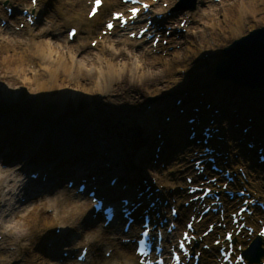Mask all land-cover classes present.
I'll return each mask as SVG.
<instances>
[{
  "label": "bare ground",
  "instance_id": "bare-ground-1",
  "mask_svg": "<svg viewBox=\"0 0 264 264\" xmlns=\"http://www.w3.org/2000/svg\"><path fill=\"white\" fill-rule=\"evenodd\" d=\"M238 1V4H232L222 16L226 31L211 32L208 26L202 24L213 37L208 41L205 39V29L200 28L188 36H185V31L182 32L173 27L168 36L164 34L167 26L172 25L177 18L184 20L192 17L180 9V5L185 0H180L178 4L169 8L170 15L163 9L157 10L156 4L149 2L152 4V11L144 16L151 15L153 19H155L154 15L161 16V19L153 22L155 23L153 29H156L153 31L154 37L158 36L159 39L167 40L169 46L179 44L180 49L185 45L184 50L166 59L169 50L159 44L153 45V39L145 38L147 34H151L152 28H149L141 39L133 42L125 39L124 29H114L110 34L101 35L99 29L102 21L109 19L111 12L119 11L120 0H103L99 12L91 20L86 18L87 12L85 16L83 12L87 6V0H38L35 7L26 0H0V17L8 21L6 24L10 23L6 27L0 26V36L8 37L7 40H0V64L5 68L4 72L11 75V79H13L12 76L20 77L8 83H14L11 87L28 88L29 98L36 108H39L43 102L56 105L57 109L53 118L60 120L58 123L61 126L53 131L66 134L62 140L48 141L45 137L31 140L32 134L28 136L27 131H33V128L24 126L20 120L13 118L14 116L11 117L10 114L0 117V162H2L0 165V219H3L5 223L14 222L16 225L9 233H0L4 237L1 244L5 256L2 259L3 264L18 257L20 259L17 264H80L70 261V256L78 247L79 250L87 249L89 254L82 264H137L138 257L134 255V246L122 244L121 240L129 238L141 222L135 221L131 225L129 234H123L120 224H123L124 220L122 215L117 213L115 225L103 228V219L100 215L97 214L95 220L90 218L92 215L90 200L84 194L75 196L76 187L66 189L65 179L83 178L88 173L90 176H95L91 185H97L104 197L131 196L132 188L139 185L141 180H147V184L151 186L149 191L158 189L152 196L160 197L168 202L166 206H159L160 216L168 218L170 206L178 209L177 218L173 220L175 230L166 237L163 244L166 245L179 238L178 233L184 231L188 218L200 210L198 202L190 203L186 208L181 206V203L188 202L189 198L197 195H188L187 187L199 186L200 182L190 184L185 182V177L193 178V181L195 179V171L190 159L195 161L207 158V156H198L203 149L201 143L187 141L189 127L193 125H188L183 119L186 116L190 118L197 115L199 120H214L215 123L211 127L218 128L219 136L229 142H231L230 138L233 142L235 140L238 142L242 136L235 131L236 129L233 131L231 128L226 135V131H223L224 127L221 126L222 122L226 124L228 120L233 128V122L243 123L246 117H250L254 123L257 122V125L258 123H261V126L264 125V87H253L244 81V83H238L216 74L191 79L197 65L201 66V71H204L202 68L205 60L213 59V50H216L219 43L225 45L241 36L242 26L248 20L256 23L264 22V16L258 17L259 15L256 14L253 0ZM6 4L15 6L10 16H7L6 11L2 9ZM21 7L22 10H27L28 16L36 17L32 25L26 20V15L19 13ZM211 13V11L198 12L196 18L212 21ZM141 20L142 18L138 19L132 26L141 29L145 26V24L139 26L142 23ZM19 23H24L22 29L16 30L15 27L10 26L17 27ZM63 25L77 29L72 43L67 40V32L64 38L60 33ZM163 25L165 30L160 29ZM41 29L45 30L41 31ZM53 30L59 32L54 33ZM113 33L115 35L112 36ZM186 38L189 39V43H186L188 42ZM88 39H90L89 43L92 41L96 43L94 49L89 50L86 47ZM48 41L51 43H47ZM108 45L119 50V54L112 52ZM191 46L193 51L196 50L198 55H201L198 57L200 62L197 65H194L196 56L192 54L188 57V48ZM198 78L199 82H197ZM158 79H166L168 83L165 87L151 89V83L158 82ZM185 79L190 81L183 85L181 82ZM122 83L129 84L132 89L141 90V93L145 95L161 97V100L153 105L146 100L137 101L133 107L128 108L129 111H126L130 117L134 119L144 117L146 121L141 120V123L137 121L138 126L130 121L126 123L128 127H117L126 134L124 139H120L119 136L114 139L113 131L111 138L104 132L108 136L103 135V137L106 136L108 140L98 141V147L95 144L92 146L93 142L66 141L67 138L72 137L69 134H78L74 129L77 127L73 124L69 123L64 127V121L61 122L70 115H76L89 125L92 120L99 126L108 125L106 130L111 131L110 124L115 121L109 118L112 115L109 107L102 108V111L98 106L106 103L107 97L109 98L110 94L118 90ZM178 84L180 86L176 87ZM173 94H176V99L180 101L178 106L175 105L176 99L171 98ZM191 106L197 108L198 113L190 112ZM179 109L183 110L181 114L178 112ZM110 110L114 109L110 106ZM215 111L218 113H214ZM166 118L168 121L163 122ZM29 119L32 121L34 118ZM206 126L209 127V125ZM98 131L95 133L97 136L103 130L98 128ZM233 132H236V139L232 137ZM158 134L161 135L160 140L164 141V144L158 153L159 159L155 160V151L151 152L149 147L156 141L153 149L156 148L159 140H154L152 143L148 141ZM263 134L262 131L261 135ZM84 135L89 138L94 137V134ZM80 137L85 138L83 135ZM196 139H200V136L197 135ZM98 142L96 140V144ZM231 145L233 150L228 152L230 146H225L222 140L209 142L210 147L222 153L218 161L221 165L226 161L223 165L225 169L235 172L237 168H241L244 173V178L241 174H236L238 180L229 184L227 189L239 191L245 188L250 194V199L256 198L262 201L264 196L262 197L260 193L264 189V165H257L256 154L247 149L241 151L248 154L245 158L249 163L242 164L235 161L232 153L236 151L239 144ZM160 153H162L161 156ZM37 156L43 159L49 158L51 161L37 163ZM161 163L164 164L163 168H160ZM200 165L204 167L203 175L207 178L214 177L221 181L220 184L225 183L224 178L210 173L208 164ZM29 169L39 172L45 182L20 179L19 175ZM109 174L119 177L120 185H126V189L121 190L116 186L107 190L102 189L103 180ZM152 181L155 182L153 186ZM216 183L219 182L216 181ZM36 184L39 186L37 187ZM208 187L217 190L216 186ZM218 192L222 196V190ZM20 197L25 200L24 203L17 200ZM222 197L219 201H223ZM142 199L144 200L145 196L139 198L137 202H142ZM245 199L235 198L231 201H223L224 220L220 227L215 226L205 237L200 234L206 230L203 225L207 222L209 214L202 217L198 223H194L195 240L200 241L195 250L201 251L200 247L204 244L209 247L208 251H201L199 264H213L220 258L217 250L221 246L225 247L226 243L220 238L219 245L214 248L212 235L215 231L217 234L221 233L222 229L226 231L234 229L224 215L228 209ZM115 200L118 203V199L114 198ZM107 201L110 200L107 199ZM210 201L212 200L205 199L203 204H209ZM157 205L155 204V207H158ZM20 209L23 211H19ZM254 212L259 219L262 217L261 222L264 224V215L261 211L254 208ZM211 218L208 224L215 220L213 216ZM252 219L253 215L245 217L244 222L245 227L252 228L254 232L248 235L246 230L242 229L239 235L234 236V250L237 246H241L240 251H242L255 239L258 227L253 224ZM33 221L35 225L31 224ZM223 225L224 228H222ZM33 228L35 233L32 235ZM55 229L59 230L58 234L54 232ZM191 247L194 248V243H191ZM57 249H60L62 253L67 252L68 257L63 258L55 254ZM106 253H109L108 257L103 256ZM260 262H264V256Z\"/></svg>",
  "mask_w": 264,
  "mask_h": 264
},
{
  "label": "rangeland",
  "instance_id": "rangeland-1",
  "mask_svg": "<svg viewBox=\"0 0 264 264\" xmlns=\"http://www.w3.org/2000/svg\"><path fill=\"white\" fill-rule=\"evenodd\" d=\"M26 1L28 3L30 0H26ZM150 1H152V0H150ZM179 1L180 0H159L155 4H156V7H157V10L158 9H163V10L167 11L168 15H170L169 11L171 9L170 10H168V9L172 8L174 5L178 4ZM238 2H239L238 0H220L219 2H215L214 0H185V2L180 5L181 6L180 9L184 13H187V14H189V16H192V17H187L184 20H182V18H177V20L172 22V25L167 26V30H165V31L170 33V31L172 30L171 28L173 27V28H177V30H181L183 32L185 31L184 32V33H186L185 36H188V35H191V32H195L199 28L200 29H205V32H206L205 39H207V41H208L209 39H213V37L211 35H209L208 29L211 32L216 31V33H218L220 30L226 31L222 16L225 14L226 10L230 6H232V4H234V3L238 4ZM252 3H253V6L255 7L256 11H257L256 14L259 15L258 17L264 16V0H253ZM2 9L4 11L6 9H12L14 11L15 10V6L6 4L5 6H3ZM87 9L88 8L86 6V8L83 11L84 12V16H85V14L87 12ZM20 11H23L22 7L19 8V13H21ZM207 11H211L212 12L211 13V14H213V16L211 17L212 21H210L209 19H207L208 21H205L206 19L201 20L200 17H199V19L196 18V14H198V12H207ZM105 20H107V19H105ZM105 20L102 21L100 29H99V31L101 32V35H102V31H104L103 23L105 22ZM144 20L145 19L142 20V24L139 25V26H143L145 24ZM2 21L6 22V21L2 20L1 17H0V25H1ZM181 22H184L183 26H182ZM61 23L62 22H60V24ZM9 24L7 23L4 27L8 26ZM202 24L206 25V27L208 26L209 28L208 29L207 28H203ZM23 25H24V23H19V26H17V27L15 25H10V26L11 27H15L18 30V29H22ZM161 27L165 28V25H163ZM68 28H72V27L64 26V25H63V27H61L60 33H61L63 38L65 37L66 31H67ZM137 28H139V27H137ZM259 28H264V22H262V23L257 22L256 23L255 21L248 20L247 23H245L242 26L241 36L240 37H238L237 39L231 40V42H228L225 45H223L222 43L218 44V47L216 48V50H213L214 51L213 52V59L209 60L207 58L208 60H205L206 62L204 63V67L202 68L204 71H201V66L197 65L200 62L198 57H200L201 55H198L199 54L198 51H196V50H195L196 52L193 51L192 50L193 49L192 46L190 48H188V52H187L188 53V57L191 56L192 54H193V56H196V61H195L196 64H194V65L198 66V67L196 66V70H194V72H193V74L191 76V79H193V77L195 78V77H204L205 75H209V76L213 75L215 66L222 59L223 51L228 46H230L234 41L238 40L241 37L246 36L251 31H253L255 29H259ZM135 30H137V29H135ZM135 30L133 31V33H136ZM53 32L57 33L59 31L53 30ZM114 33L112 34V36L115 35ZM128 34H129L128 32H125V33L123 32V36L125 37V39H127V40H129L131 42L136 40L135 36L133 38L127 37ZM102 36H104V35H102ZM210 37H212V38H210ZM89 41H90V39H88L86 41V47L89 50L94 49L95 46L94 47L91 46L92 45L91 43L94 42V41H92L90 43H89ZM186 41H188L186 43H189V39L188 38H186ZM163 42H165V43H163ZM70 43H72V42H70ZM157 44L161 45L162 47H166L169 50L168 53L166 54V59L172 58L174 53L180 52V51L185 49V45H183L184 47H181V49H180V45L178 43H177L178 45L173 44L172 46H169L168 41L167 40H162V39H159ZM192 52H195V53H192ZM164 55H165V53L163 52L162 53V57L163 58H164ZM4 71H5V68L0 64V117H3L5 115L9 116V114H10L11 117L14 116L13 118L20 120L24 124V126H28V127L30 126L31 128H33V131H27L28 136H30L32 134L31 135V140H33V139L35 140V139L40 138V137H45L48 141L50 139L62 140V138L66 137V134H64V132L59 134L58 132L56 133V132L53 131V129L54 130L55 129H59V127L61 126L58 123L60 120L57 121V120H55L53 118V114L56 112V109H57L56 105L48 104L46 102H43L42 105L39 108H36V105L34 103H32L30 98H29V90H28V88H26V87L16 88V86H12L11 87V85H13L14 83H10V84L8 83V81H15L16 79H20V77L12 76L13 79H11V77H10L11 75H9L8 73H5ZM210 78H212V77H210ZM188 80L190 81V79H187V80L185 79L181 83L183 85H186L188 83ZM198 80H199V78H198ZM166 83H168V81H166V79H158V82L151 83L152 84L151 85V87H152L151 89H153V88L156 89V88H159L160 86L161 87H165ZM149 85L150 84H148V86ZM179 86L180 85L178 84L176 87H179ZM141 92H142L141 90L132 89L131 86L129 84H127V83H122L120 85V88H118V90H116L113 94H110L109 98L107 97L108 100L106 101V103H104L102 106L101 105L98 106V108L101 109L102 111H103L102 108L109 107V111L112 113V115L109 118H112V120L115 121V122H112V124H110V128H112L111 131L108 130V129L106 130V128L109 127L108 125L107 126L106 125L105 126L104 125H100L99 126L98 123H96L93 120H92V122L89 125V123L86 124L84 121H82V119H80L76 115H74V116L70 115L68 118H64L63 120H61V122L64 121L63 122L64 127L68 126L69 123H71L75 127H77V129H76L73 126V128L78 133L77 135L69 134V135H72L71 139L67 138V140L66 139L65 140L66 141H69V140H71V141L72 140H81V141H85V142L86 141L87 142H93L92 146L95 144V146L98 147L99 146V142L98 141H101L102 139L105 140V141L108 140V138H106V136H108V135L105 134L104 132L108 133L110 135V138H111L112 131H113L112 134H113V138L114 139H117L118 136H119L120 139H124L125 138L124 135H126V134H124L122 129L119 130V128H117V127H122L121 126L122 123L125 126V124L127 122H130V121L132 123H134V121H139V122L141 120L146 121L144 117L143 118L141 117L142 119H140V118L134 119V118L130 117V115L126 113V111H129L128 108L129 107H133V105H135L137 101L146 100L148 103H151V105H153L154 103H156V102L161 100V97L159 95L151 96V95H145V94H143ZM174 97H177V95L173 94V96L171 98L175 99ZM97 99L101 100L100 97H97ZM147 102H143V103L148 104ZM110 106L114 110H110ZM74 114H76V113H74ZM31 117L34 118L35 120L32 119V121H31V119H29ZM9 119H11V118H9ZM117 124H119V125H117ZM50 126H52V127H50ZM126 126L128 127L129 125H126ZM221 126L224 127L223 131H226V135L228 134L227 131H229L230 128L232 130V127H231V125H230L228 120H227L226 124H223V122H222ZM98 128L103 130L102 133H101L102 136H100L101 135L100 133H99L100 135H98V136H97V134H95V133L99 132ZM83 130H87V131L85 132ZM240 130L241 129H239L238 131L237 130H235V131L237 133H239ZM261 131L264 132V125L261 126V123H258V125L256 127V132H261ZM236 132H233L234 136H232L235 139H236V137H235L236 136L235 135ZM84 134H86L87 136H91V135L94 134V137H92V138L85 137ZM81 135H83L85 138H81L80 137ZM103 135H106V136L103 137ZM229 136H231V135H229ZM227 138H229V137L227 136ZM263 139H264V137H263ZM27 140L28 139H26V141ZM96 140L98 142L97 144H96ZM230 140H231V142L226 141V139L223 140L225 146H230L228 152L233 150V149H231L232 148L231 144H234V145L239 144L236 140L233 142L232 138H230ZM100 144L102 145L103 143H100ZM60 146H62V145L60 144ZM60 146H59V148H60ZM241 150L242 149L239 146V147H237L235 152L232 151L233 152L232 154H234L233 156L235 158V161L241 162L242 164H245L248 161H246L247 159L245 158V156H244V154L242 153ZM45 160H46V162L51 161L49 158L43 159L41 157H38L36 159V162L37 163H41L40 161H42L44 163ZM0 165H2V162H0ZM163 165L164 164L161 163L160 164V168L163 167ZM3 166H5V165H3ZM30 170H33V169H29V170L25 171V173H23V174L21 173L19 175L20 179H22V180H24L26 178L28 179V176H29L28 174L30 172H32L30 174H33V172H35V171H30ZM239 170L241 171L242 169L241 168H237L235 170V172L239 173ZM36 182H38V180ZM104 185H106V182L104 183ZM36 186L38 187L39 185L36 184ZM20 198H18L17 200H19ZM181 204H183V203H181ZM19 211H23V210L20 209ZM261 220H262V217H261ZM183 222H185V220ZM33 223H34V221L31 224L35 225ZM203 226L205 228L206 227V223ZM26 229L28 230L29 227L27 226ZM32 230H33L32 231V235H33L35 233V230H34V228ZM216 232L217 231H215L214 234L212 235V239L211 240H213V237L218 235ZM223 232L224 231L222 230L220 235H222ZM178 235H179V233H178ZM3 241H4V237H2L0 235V264H3L2 263V259L5 258L4 251L2 250V247H1V244H3ZM26 243L27 242H25V244ZM76 249L78 250L79 247L76 248ZM59 250L60 249H57L55 254H57L58 256H61L62 252L60 253ZM214 253H215V251H214ZM75 254H77V252H74L73 255L71 256L72 261H75V258H74ZM101 255H102V253H101ZM105 255L106 254H103V256H105ZM19 259H20V257H18L16 259H13V260H10V261H8L5 264H17V261Z\"/></svg>",
  "mask_w": 264,
  "mask_h": 264
},
{
  "label": "water",
  "instance_id": "water-1",
  "mask_svg": "<svg viewBox=\"0 0 264 264\" xmlns=\"http://www.w3.org/2000/svg\"><path fill=\"white\" fill-rule=\"evenodd\" d=\"M214 74L253 87H264V28L253 30L228 46ZM243 258L247 259L245 253Z\"/></svg>",
  "mask_w": 264,
  "mask_h": 264
},
{
  "label": "snow or ice",
  "instance_id": "snow-or-ice-1",
  "mask_svg": "<svg viewBox=\"0 0 264 264\" xmlns=\"http://www.w3.org/2000/svg\"><path fill=\"white\" fill-rule=\"evenodd\" d=\"M125 2H129V0H125ZM139 2H140V0H130V3L133 4V5L139 4ZM37 3H38V0H32V4L33 5H35ZM93 4H94V6H93L90 14L94 16V15H96L98 9L101 7L102 0H93ZM142 8L145 9V10H147V9L150 8V5L148 3H144L142 5ZM140 11H141V8H139V7H132L130 9L131 15H130L129 19H135L137 17V15L140 13ZM113 19H116V20L120 21L122 24H126L127 23V20L124 19V16L121 13L115 14L114 17H113ZM113 27H114V25H113V23L111 21H109L106 24V28L109 29V30L113 29ZM147 31H148V29L145 28L143 30V32L140 33V35H143L144 33H147ZM73 35H74V33H73ZM132 35L133 36H136L137 33H132ZM192 191H195V189H192ZM149 234H150V231L147 229V226L145 225L144 226V230L141 232V237H147V236H149ZM184 239L186 240L187 239V236H185ZM144 243L145 242H144L143 239H140L139 240V244L140 245H144ZM184 246H185L184 242L181 241L179 243V247L181 249H183ZM140 251H141V253L143 252L142 248L140 249ZM174 259L177 261V264H180V256L179 255L175 256ZM140 264H164V261L160 260V261L149 262L147 260H143V261H140Z\"/></svg>",
  "mask_w": 264,
  "mask_h": 264
},
{
  "label": "clouds",
  "instance_id": "clouds-1",
  "mask_svg": "<svg viewBox=\"0 0 264 264\" xmlns=\"http://www.w3.org/2000/svg\"><path fill=\"white\" fill-rule=\"evenodd\" d=\"M45 29H41V31H44ZM7 36H0V40H7ZM47 43H51V41H48ZM109 48H111V51L116 53L117 55L119 54V50H117L115 47L112 45H108ZM125 51L127 49H124ZM131 55V53H129ZM179 70V69H178ZM15 224L11 221L5 223L3 219H0V233H9L11 229L15 228Z\"/></svg>",
  "mask_w": 264,
  "mask_h": 264
}]
</instances>
